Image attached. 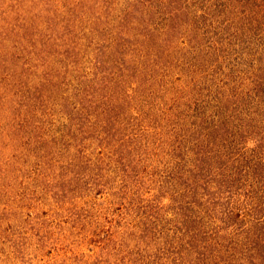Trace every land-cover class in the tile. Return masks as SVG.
Returning <instances> with one entry per match:
<instances>
[{"label":"trees","instance_id":"16d2710c","mask_svg":"<svg viewBox=\"0 0 264 264\" xmlns=\"http://www.w3.org/2000/svg\"><path fill=\"white\" fill-rule=\"evenodd\" d=\"M0 206V264H264V0H0Z\"/></svg>","mask_w":264,"mask_h":264},{"label":"rangeland","instance_id":"374dc122","mask_svg":"<svg viewBox=\"0 0 264 264\" xmlns=\"http://www.w3.org/2000/svg\"><path fill=\"white\" fill-rule=\"evenodd\" d=\"M8 194L9 198L11 199L9 206H12L13 201L12 197L10 196V193L4 192L3 195ZM48 205V204H47ZM28 205H25L27 207ZM1 207V206H0ZM44 208H40L41 212L43 213L40 216L41 219L46 221L47 225L50 227V231L54 228L59 229L62 224H66L70 222V218L66 213L57 212L54 210V208L50 205L43 206ZM27 215H29V218H26L28 223H32L34 219H37V215L32 216L31 212H26ZM28 223L27 226H28ZM50 234H56L53 230L50 232ZM49 250L47 252L34 257L33 262L34 264H63L65 262L64 260L61 261L62 256H66L67 259H74L75 261H82L81 259L85 256V254H77L82 252L77 251L74 247H70L69 245H61V246H49ZM86 252V250H84Z\"/></svg>","mask_w":264,"mask_h":264}]
</instances>
